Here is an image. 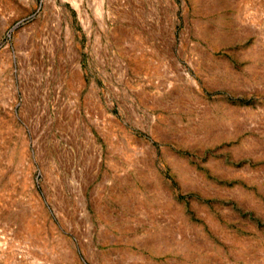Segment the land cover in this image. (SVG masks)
<instances>
[{
  "label": "rangeland",
  "instance_id": "rangeland-1",
  "mask_svg": "<svg viewBox=\"0 0 264 264\" xmlns=\"http://www.w3.org/2000/svg\"><path fill=\"white\" fill-rule=\"evenodd\" d=\"M0 264H264V0H0Z\"/></svg>",
  "mask_w": 264,
  "mask_h": 264
}]
</instances>
